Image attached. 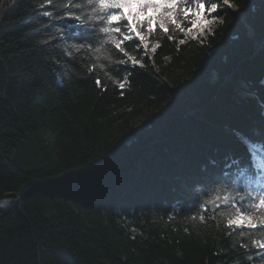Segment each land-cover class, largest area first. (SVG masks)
<instances>
[{"label": "trees", "instance_id": "16d2710c", "mask_svg": "<svg viewBox=\"0 0 264 264\" xmlns=\"http://www.w3.org/2000/svg\"><path fill=\"white\" fill-rule=\"evenodd\" d=\"M211 2L205 35L180 17L117 70L111 49L73 64L75 41L41 43L87 0H0V264H264V231L193 182L213 157L264 159V0Z\"/></svg>", "mask_w": 264, "mask_h": 264}, {"label": "snow or ice", "instance_id": "6c2138e0", "mask_svg": "<svg viewBox=\"0 0 264 264\" xmlns=\"http://www.w3.org/2000/svg\"><path fill=\"white\" fill-rule=\"evenodd\" d=\"M190 3L191 0H87L90 12L70 4L64 10L69 15L61 17L66 23L58 29L56 36H50L41 43L49 44L61 40L67 42L69 39L75 41L69 46L71 51H64L68 62L73 64L77 63L76 56L81 53L96 54L99 59L100 55L111 49L115 56L120 57L118 61H112L117 70L121 67L135 70L137 66H144V59H150L149 49L152 53L157 51V45L145 42L147 34L161 30L169 33L170 26L183 32L184 28L178 23L180 17L187 19L195 16L203 19L205 13L213 15L218 12L217 3L211 0H200L195 5V12L187 6ZM222 3L229 6V0H222ZM44 7H51V3ZM73 12L77 14L71 15ZM42 15L50 21L45 25L46 29L56 26L52 20L54 12L43 11ZM191 24L189 32L197 26V20L191 21ZM129 45H134V50L142 52L143 55L140 58L130 56L126 51ZM54 62L60 64L59 59L54 58ZM94 68L95 65L88 70L93 71ZM128 75L130 73L126 74L125 80ZM95 84L103 87L99 77ZM125 87V83H119L121 90ZM209 164L205 175L193 181L206 185L209 193L216 194L206 204H211L216 210L222 207L233 208L236 214L227 221L232 228L264 231V159L256 163V170H253L251 159L245 165L243 160L234 158L230 153L220 158H211ZM257 176L259 179H256ZM249 201L254 203H247ZM261 247L264 248V245Z\"/></svg>", "mask_w": 264, "mask_h": 264}, {"label": "rangeland", "instance_id": "374dc122", "mask_svg": "<svg viewBox=\"0 0 264 264\" xmlns=\"http://www.w3.org/2000/svg\"><path fill=\"white\" fill-rule=\"evenodd\" d=\"M196 11V7L192 10V12ZM193 20H197V26L193 28L191 32H188V35L194 38H199L203 35H205L213 22V18L211 15H208L207 13L204 14L203 19H198L197 17H193Z\"/></svg>", "mask_w": 264, "mask_h": 264}, {"label": "water", "instance_id": "95a60500", "mask_svg": "<svg viewBox=\"0 0 264 264\" xmlns=\"http://www.w3.org/2000/svg\"><path fill=\"white\" fill-rule=\"evenodd\" d=\"M258 45H260V43ZM193 111H194V109H188V110H186L185 113H190V112H193ZM15 201H16V198H4V199H0V207H3V208L9 207Z\"/></svg>", "mask_w": 264, "mask_h": 264}]
</instances>
